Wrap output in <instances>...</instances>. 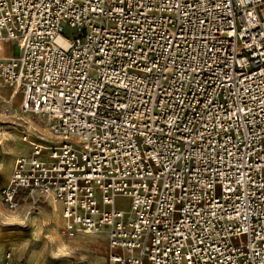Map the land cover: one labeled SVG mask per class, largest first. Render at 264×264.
<instances>
[{
	"label": "built area",
	"instance_id": "1",
	"mask_svg": "<svg viewBox=\"0 0 264 264\" xmlns=\"http://www.w3.org/2000/svg\"><path fill=\"white\" fill-rule=\"evenodd\" d=\"M0 86L55 138L27 125L7 207L107 264H264V0H0Z\"/></svg>",
	"mask_w": 264,
	"mask_h": 264
},
{
	"label": "rangeland",
	"instance_id": "2",
	"mask_svg": "<svg viewBox=\"0 0 264 264\" xmlns=\"http://www.w3.org/2000/svg\"><path fill=\"white\" fill-rule=\"evenodd\" d=\"M14 42L4 41L6 55H11ZM22 94L7 86H0V192L8 183L19 156L31 155V146L24 141L27 125L35 131L31 140L45 144L54 142L46 120L21 110ZM22 116V117H21ZM117 207L129 208V199L117 198ZM20 208L27 210L29 202L21 197ZM55 207V208H54ZM0 208H9L0 197ZM57 214V215H55ZM32 226H0V264H107V239L103 234L83 230L68 231L64 227L61 209L47 202L38 206L31 218ZM49 233L58 234L76 249L70 258L53 259L49 254L53 245ZM11 252V258H7Z\"/></svg>",
	"mask_w": 264,
	"mask_h": 264
},
{
	"label": "clouds",
	"instance_id": "3",
	"mask_svg": "<svg viewBox=\"0 0 264 264\" xmlns=\"http://www.w3.org/2000/svg\"><path fill=\"white\" fill-rule=\"evenodd\" d=\"M42 194L45 198L52 196L54 199V194H52L49 189L42 190ZM31 218V209L25 210L20 207L0 208V226L26 227L30 225L33 227L30 223ZM47 240L49 244L53 245V248L49 252L53 259L70 258L75 255L76 249L72 244L65 241L58 234L49 233L47 235Z\"/></svg>",
	"mask_w": 264,
	"mask_h": 264
},
{
	"label": "bare ground",
	"instance_id": "4",
	"mask_svg": "<svg viewBox=\"0 0 264 264\" xmlns=\"http://www.w3.org/2000/svg\"><path fill=\"white\" fill-rule=\"evenodd\" d=\"M22 117V116H21ZM55 206V205H54ZM55 208V207H54ZM55 215H57V214H55Z\"/></svg>",
	"mask_w": 264,
	"mask_h": 264
}]
</instances>
